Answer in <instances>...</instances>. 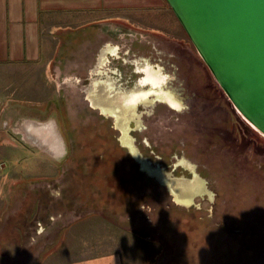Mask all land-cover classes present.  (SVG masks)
Returning <instances> with one entry per match:
<instances>
[{"label": "rangeland", "instance_id": "1", "mask_svg": "<svg viewBox=\"0 0 264 264\" xmlns=\"http://www.w3.org/2000/svg\"><path fill=\"white\" fill-rule=\"evenodd\" d=\"M146 24L101 35L100 53L115 60L79 77L78 93L61 84L64 155L16 163L23 154L1 150L0 264H264V136L235 112L166 1Z\"/></svg>", "mask_w": 264, "mask_h": 264}, {"label": "crops", "instance_id": "2", "mask_svg": "<svg viewBox=\"0 0 264 264\" xmlns=\"http://www.w3.org/2000/svg\"><path fill=\"white\" fill-rule=\"evenodd\" d=\"M164 4L165 0H0V157L5 156L3 149L23 154L16 163L30 154L42 159L64 155L72 138L61 84L74 85L78 93L79 77L102 72L103 60H115L100 53L96 42L101 35L132 36L133 27L143 29L149 14L164 12ZM105 42L112 45L109 39ZM107 82L104 90L113 95V81ZM55 92L60 95L56 103ZM4 187L0 186L1 195ZM47 259L41 264H140Z\"/></svg>", "mask_w": 264, "mask_h": 264}, {"label": "water", "instance_id": "3", "mask_svg": "<svg viewBox=\"0 0 264 264\" xmlns=\"http://www.w3.org/2000/svg\"><path fill=\"white\" fill-rule=\"evenodd\" d=\"M220 89L264 136V0H165Z\"/></svg>", "mask_w": 264, "mask_h": 264}, {"label": "bare ground", "instance_id": "4", "mask_svg": "<svg viewBox=\"0 0 264 264\" xmlns=\"http://www.w3.org/2000/svg\"><path fill=\"white\" fill-rule=\"evenodd\" d=\"M109 47H110V46H109ZM111 47H112V46H111ZM109 49H110V48H109ZM103 68H104V67H103ZM101 73H102V72H101ZM103 79H104V78H103ZM96 81H98V80H96ZM107 83H108V82H107ZM111 83H112V82H111ZM138 89H139V88H138ZM131 90H132V89H131ZM131 90H130V91H131ZM103 91H104V90H103ZM139 91H140V90H139ZM104 92H105V91H104ZM128 94H129V93H128ZM128 94H127V95H128ZM121 95H122V94H121ZM116 96H117V94H116ZM120 97H121V96H120ZM126 97H127V96H126ZM124 100H125V99H124ZM124 100H122V101H124ZM142 101H144V100H142ZM124 102H125V101H124ZM121 103H122V102H121ZM149 103H150V102H149ZM116 109H117V108H116ZM130 109H131V108H130ZM132 110H133V109H132ZM118 111H119V110H118ZM135 111H136V110H135ZM127 112H128V111H127ZM122 113H123V112H122ZM123 114H125V113H123ZM137 114H138V113H137ZM131 115H132V114H131ZM138 115H139V114H138ZM133 116H134V115H133ZM126 117H128V116H126ZM126 117H125V118H126ZM122 118H123V116H122ZM135 120H136V119H135ZM137 120H138V119H137ZM123 122H124V121H123ZM129 122H130V121H129ZM137 127H138V126H137ZM139 127H140V126H139ZM118 130H119V129H118ZM123 130H125V129L123 128ZM135 130H136V129H135ZM124 132H125V131H124ZM124 132H123V133H124ZM129 138H130V137H129ZM130 139H131V138H130ZM124 141H125V140H124ZM130 141H131V140H130ZM126 143H128V142H126ZM122 145H124V144H122ZM189 164H190V163H189ZM189 181H190V180H189ZM192 181H193V180H192Z\"/></svg>", "mask_w": 264, "mask_h": 264}, {"label": "trees", "instance_id": "5", "mask_svg": "<svg viewBox=\"0 0 264 264\" xmlns=\"http://www.w3.org/2000/svg\"><path fill=\"white\" fill-rule=\"evenodd\" d=\"M222 91V90H221ZM223 92V91H222ZM131 169L133 170V171H137L136 169H134V167L133 166H131Z\"/></svg>", "mask_w": 264, "mask_h": 264}, {"label": "flooded vegetation", "instance_id": "6", "mask_svg": "<svg viewBox=\"0 0 264 264\" xmlns=\"http://www.w3.org/2000/svg\"><path fill=\"white\" fill-rule=\"evenodd\" d=\"M102 54H104V53H102ZM107 79H109V78H107ZM98 86H99V84H98ZM103 86H106V84L104 83ZM113 95H114V92H113Z\"/></svg>", "mask_w": 264, "mask_h": 264}]
</instances>
